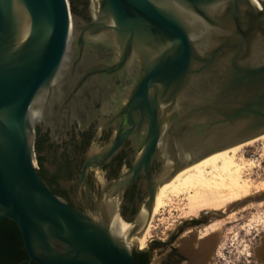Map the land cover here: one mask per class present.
Listing matches in <instances>:
<instances>
[{
    "label": "water",
    "instance_id": "95a60500",
    "mask_svg": "<svg viewBox=\"0 0 264 264\" xmlns=\"http://www.w3.org/2000/svg\"><path fill=\"white\" fill-rule=\"evenodd\" d=\"M93 5L94 20L78 28L69 0H0V225L10 220L19 228L27 264H137L133 254L144 250L140 241L161 188L208 157L264 136V0ZM107 39L118 62L91 76L125 65L136 74L128 77L119 130L87 159L82 178L128 140L140 150L131 170L92 200L94 210L79 211L40 176L35 127L64 97L62 76L77 74L74 63L84 58L77 49ZM69 90L77 95L83 89ZM155 159L163 162L158 184ZM141 174L149 193L128 222L121 216L122 195ZM263 202L264 193L200 216L222 220Z\"/></svg>",
    "mask_w": 264,
    "mask_h": 264
},
{
    "label": "flooded vegetation",
    "instance_id": "af4514ba",
    "mask_svg": "<svg viewBox=\"0 0 264 264\" xmlns=\"http://www.w3.org/2000/svg\"><path fill=\"white\" fill-rule=\"evenodd\" d=\"M69 3L73 15L79 20L78 28L92 23L96 13L93 0H69ZM80 51L84 52V58L83 63H74L78 67L77 74L65 73L59 81L62 84L60 89H67L64 97L55 102L51 113L40 117L35 127V164L54 194L79 211H84L85 206L93 211L92 200L99 198L103 190H108L122 174L131 170L140 150L137 142L128 140L101 169L94 166L82 178L87 159L97 156L119 130L121 120L117 117L127 102L126 91L132 82L128 77L133 78L136 69L128 70L125 65L114 74L105 72L93 77L91 73L117 64L116 51L108 39L95 41L83 50L77 49L75 55L79 57ZM85 77H90L87 83ZM69 89L83 90L76 95L75 92L70 93ZM162 168V160L155 159L151 169L155 184H158L156 178ZM148 193L147 177L141 174L122 195L121 216L124 220L131 222L135 218ZM212 221L204 215L197 221L181 223L183 226L167 242L155 240L146 247L140 244L143 251L135 250L144 252L151 260L153 249L160 250L161 246L170 245L184 237V226L194 230L203 229V234L199 231L196 238L187 237L183 241V251L177 246L170 248L168 260L171 264H217L213 262L214 256H217L216 241L209 236L215 232L203 236L205 231L214 226L211 225Z\"/></svg>",
    "mask_w": 264,
    "mask_h": 264
},
{
    "label": "rangeland",
    "instance_id": "374dc122",
    "mask_svg": "<svg viewBox=\"0 0 264 264\" xmlns=\"http://www.w3.org/2000/svg\"><path fill=\"white\" fill-rule=\"evenodd\" d=\"M263 146L264 142L255 144L254 147L249 150L246 157L247 159L259 161V167L255 168L252 174V178L257 184L264 183ZM262 193L254 192V196L252 197L261 195ZM214 201L215 199L213 197L201 193L198 194L196 200H192L187 196L173 197L168 207L163 209L155 217H152L147 229L148 233L145 247L155 240L167 242L171 235L176 232L180 226H183L180 223L182 220L189 221L194 218L201 219L200 215L209 211L210 204ZM262 205H264V203ZM229 207L230 205L220 209L219 212H225ZM241 210L231 214V218L227 217L222 220L213 219L211 223V225L217 226V231L209 235L213 237L214 242L216 241L215 252L217 256L213 255V262L217 264H264V261L257 255L264 241V207H258L255 211L241 212ZM252 219L254 221H251ZM199 231H201L202 234L204 232L203 229L194 230L184 226L182 229L184 237L170 245L167 243L168 245L161 246L160 250L153 249L154 251L151 252L150 264H171L168 260L170 248L177 246L183 251V241L187 237L196 238L199 235ZM207 231L208 233L212 232L210 229ZM203 236H205V233Z\"/></svg>",
    "mask_w": 264,
    "mask_h": 264
},
{
    "label": "bare ground",
    "instance_id": "6f19581e",
    "mask_svg": "<svg viewBox=\"0 0 264 264\" xmlns=\"http://www.w3.org/2000/svg\"><path fill=\"white\" fill-rule=\"evenodd\" d=\"M260 142H264V136L216 153L181 172L170 183L165 184L161 188L155 201L152 217H155L168 207L173 197L187 196L192 200H196L198 194L201 193L215 199L210 204L209 211L219 212L220 209L226 206L230 205L231 207L238 202L251 198L254 196V192L264 193V183L257 184L252 178L253 170L259 167V161L246 158L249 150ZM263 203L251 204L243 208L241 212L255 211L258 207L263 208ZM231 217L232 215L228 216V218ZM251 221L254 220L252 219ZM211 231L216 232L217 226H213ZM207 234L208 231L205 232V236ZM144 235L140 241L141 247H144L147 241V233ZM185 246L188 247L187 245ZM257 253L258 257L263 260L264 251H258Z\"/></svg>",
    "mask_w": 264,
    "mask_h": 264
},
{
    "label": "trees",
    "instance_id": "16d2710c",
    "mask_svg": "<svg viewBox=\"0 0 264 264\" xmlns=\"http://www.w3.org/2000/svg\"><path fill=\"white\" fill-rule=\"evenodd\" d=\"M133 258L137 264H150L144 252L135 250ZM28 259L19 228L10 220L3 221L0 225V264H27Z\"/></svg>",
    "mask_w": 264,
    "mask_h": 264
},
{
    "label": "built area",
    "instance_id": "2783aa9c",
    "mask_svg": "<svg viewBox=\"0 0 264 264\" xmlns=\"http://www.w3.org/2000/svg\"><path fill=\"white\" fill-rule=\"evenodd\" d=\"M248 155V154H247Z\"/></svg>",
    "mask_w": 264,
    "mask_h": 264
}]
</instances>
